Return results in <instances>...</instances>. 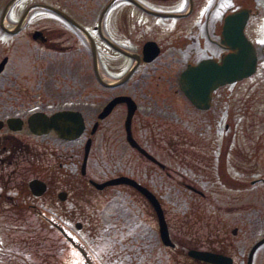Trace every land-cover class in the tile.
<instances>
[{"label":"flooded vegetation","instance_id":"obj_1","mask_svg":"<svg viewBox=\"0 0 264 264\" xmlns=\"http://www.w3.org/2000/svg\"><path fill=\"white\" fill-rule=\"evenodd\" d=\"M238 49L254 53L255 70L215 88L207 108L195 105L181 87L182 71L205 58L221 62L223 56ZM107 59L124 65L118 75L106 73ZM134 64L127 78L110 85L99 79L95 69L97 66L101 77L116 80ZM253 80L259 81L264 90V0H0V264H21L22 226L32 232L25 242L22 253L27 255L23 262L39 264L26 258L32 253L40 254L42 237L37 225L60 232L44 215L72 229L75 189L112 193L110 199L117 204L114 220L106 213L92 225L100 226V233L115 241L117 234H127L120 242H129V264H167V249L177 254L174 264H222L195 256L193 249L222 252L232 257L231 264H241L227 250L228 241L209 236L205 244H200L198 237L186 235L188 225L184 218L179 222L177 236L172 235L166 216V195L170 198L172 193H183L179 203L173 205L184 210L186 205L195 203L186 202L184 195H191L194 201L206 199L214 189L224 190L232 179L239 178L233 175L238 166L232 164L231 154H186L187 142L199 139L186 138L185 130L188 127L195 131L196 124L210 127L214 116L202 118L201 113L216 105L220 87ZM160 83H168L163 88L173 87L168 93L173 96L167 100L159 96L160 90L154 88ZM114 89L118 91L106 99L107 90ZM116 94H128L135 100L131 134L155 159L128 141L125 101L117 102L103 116L98 115ZM142 105L145 112L154 111L164 121H139ZM186 106L188 111L200 115L193 126L183 119ZM65 109H76L82 114L84 127L76 137L62 135L45 122L52 113ZM87 141L90 146L83 172ZM123 144L130 151L125 165L118 161ZM96 155L114 159L115 169L130 164L128 173L115 175L127 174L156 194L171 244L162 240L154 205L138 186L119 182L115 184L121 186L97 187L91 181L94 177L87 169L91 157ZM101 166L104 168L105 164ZM32 179L43 183L41 193L33 191ZM171 179L176 185H170ZM253 179L256 180L251 182H256L260 177ZM238 185L245 189L247 182ZM122 193H129L130 202ZM206 201L213 208L212 202ZM137 202L151 211L155 225L144 224L133 206ZM24 211L37 217V225L23 219ZM118 222L121 226H117ZM10 225H17L12 230L17 231L16 236L10 233L11 228H4ZM116 227L118 232L112 234ZM233 229L237 231V226L232 228L235 233ZM88 231L89 234L84 232L90 235L93 229ZM59 234L73 250L72 243ZM15 238L17 246L12 244ZM214 241L222 245L217 247ZM248 253L243 256L244 264ZM74 257L67 258L64 264L74 263ZM42 261L50 263L51 259Z\"/></svg>","mask_w":264,"mask_h":264},{"label":"rangeland","instance_id":"obj_2","mask_svg":"<svg viewBox=\"0 0 264 264\" xmlns=\"http://www.w3.org/2000/svg\"><path fill=\"white\" fill-rule=\"evenodd\" d=\"M123 67L124 65H119L112 59H107L106 73L112 76L118 75ZM166 84L168 83H160L159 86L154 89L160 90L157 94L167 100L173 96L174 93L168 94L173 91V87L163 88L164 86L166 87ZM117 91L118 89L112 91L107 90L105 98H109ZM141 92L142 91H139V96L142 95ZM263 92L264 90L260 82L255 80L239 81L234 82L232 86H222L216 92L217 95L219 94L216 105H213L207 113H201L202 118L204 116H214V118L211 119L212 122L209 123L210 127L208 128V126L204 124H196L195 129H197L195 131L188 127L185 130L186 138L190 140L199 139V141L187 142L185 146L186 154H231L234 156L232 157V164L234 167L238 166V171L235 168L233 175L239 178L232 179V183L229 182L228 187L224 190L214 189V192L209 196L207 195L208 197L206 199L197 198L194 201L191 199V195H184L186 202H195L192 205H186V209L184 210L177 207V204L173 205V203H179L180 196L182 197L183 193H172V195L170 194V198L166 195V216L172 235L175 237L177 236L179 226H181L179 222L184 218L187 220L185 224L188 225V227H183H186L184 230L186 235L191 238L198 237L197 242L200 244H205L204 240L208 239L209 236L212 238L217 237L218 239L222 238L228 241L227 243L229 245L227 246V250L236 255L239 261L242 262L241 264H244L245 257L243 256L248 253L250 246L257 238L264 235ZM226 103H228L229 106L223 107ZM97 106H101L100 101ZM187 106L195 113H199L194 107L188 104ZM187 106L183 113V119H185L186 123H190L191 126H193V121L200 115L188 111ZM221 108L224 110L221 111ZM138 120L146 122L164 121V119L158 117L154 111L145 112L144 105L140 107ZM201 128H204V130H201ZM219 130L223 135L219 133ZM216 141L218 143L217 148L214 147ZM191 142H193V144H190ZM129 153V147L123 144L122 156L118 160L122 165L126 164L125 162H127L126 159ZM98 156L99 155L91 157L89 161L87 171L92 177L103 180L118 173L129 172L130 164L126 165L124 169H115L114 159L111 157L105 159ZM171 160L172 158H170V161ZM100 163L105 164L104 168ZM243 167H245L246 171H243ZM255 177H260V180L251 182ZM74 182H78L76 175ZM169 182L170 185H176L172 182V179ZM242 182H247V187L245 189L239 188L238 184H242ZM112 186L121 185L113 184ZM87 188L89 189V187ZM80 192L75 189L73 193L74 209L72 210L71 219L72 229L70 227H68V229L74 233L78 230V235L84 239L86 245L90 248L99 264H129V254L126 252L130 247L129 242H120L127 234L123 236L117 234L115 241L114 238L109 237L106 233L101 234L100 232L102 231L100 226L92 225V222L99 221V217H105L106 213L114 220L113 213L117 208V204L116 201H111L110 199L112 193H107L105 191L94 192L91 189L88 191L85 190L84 192L80 190ZM122 195L130 202L129 193H122ZM207 199L210 200V203L212 202L211 205H213V208L207 205ZM122 204L124 205L125 203L122 201ZM133 206L137 208L141 220L145 225L152 226V224H156V218L154 219L148 208L143 206L140 202H137L136 205L133 204ZM23 219L30 221L34 225H37L38 222L37 217H34L29 211H24ZM24 220L23 222L27 223ZM76 220L82 221L81 227L78 228L75 226ZM104 221L106 220L104 219ZM130 221L129 227L132 225ZM120 224L121 223L118 222L117 226H121ZM235 226H237V231L232 233V228ZM37 227L40 228L39 233L42 237L41 245L39 246L40 254H30L26 257L29 261H34L39 264H64L67 258L74 257L75 254H77V257H74V263L78 264L80 252H77L76 248L72 250V247L61 239L59 231L51 227H44L43 225L41 227L37 225ZM4 228H11L9 231L12 236L17 235V231H12L15 230V228L17 229V225L4 226ZM89 228L93 229L90 235H88ZM117 228L118 227H116V232H112V234L118 232ZM8 229H6V231H8ZM84 231L88 232V234H85ZM30 234H32L31 231H26L24 226L21 227V264H28L23 262L27 254H23L22 252L25 251V242H27V236ZM9 244L11 243L9 242ZM12 244L17 246L18 242L16 238ZM214 245L220 247L222 244H218V242L215 243L214 241ZM53 250H55L56 253H54ZM167 250L168 254L165 253L166 257H168L167 264H174L173 262L177 254L173 253L170 249ZM50 252L54 253V255H51ZM42 258L51 259V262L45 263L42 261ZM255 264H264V242L259 245L255 251Z\"/></svg>","mask_w":264,"mask_h":264},{"label":"water","instance_id":"obj_3","mask_svg":"<svg viewBox=\"0 0 264 264\" xmlns=\"http://www.w3.org/2000/svg\"><path fill=\"white\" fill-rule=\"evenodd\" d=\"M92 47H93L94 56L96 58V50L93 44ZM253 54L254 53H252L251 50L247 49V51H245L242 49H238V51L236 52H230L227 53L225 56H223L221 62H215L212 61L211 58H205L196 64H189L181 73V78H180L181 87L195 105L202 108H207L211 103L212 92L215 88L227 82H232L234 80L240 79L243 76H246L255 70V59ZM95 64L97 65L96 61ZM135 65L136 64L131 66L130 69L121 78L116 80H109L107 78L105 79L101 77L98 73L97 66H95V69L99 79L102 80L107 85H110V84L119 83L123 81L125 78H127V76L134 69ZM119 101H125L128 106L127 115L125 119L128 141L131 144L138 146L145 154L155 159L154 156H152L149 152H147V150H145L142 146L139 145L138 141L131 134L130 121H131V116L136 108V102L130 95L128 94L114 95L108 100V102L102 108V110L99 112L98 115L103 116L104 114L108 113L109 110ZM45 122H49V124H51L52 126L54 125L55 128L62 135H67L71 137L78 136L82 132L84 127L82 114L79 110L76 109H70V110L65 109V110L56 111L52 113L50 115V118L46 119ZM89 146L90 143L89 141H87L85 144V157L83 158L84 160L81 167V170L83 172H85V165H86L87 154L89 151ZM255 180L256 179H252V181ZM91 181L97 187H103L107 184H115L119 182H127L138 186L140 190H142V192L148 197V199L154 205V208L158 216L160 235L162 240L167 244L172 243L171 238L169 236L167 221L164 216L160 201L157 198L156 194L153 193L149 188L141 185L134 178L130 177L127 174L114 175L103 180H96L94 178H91ZM30 184L33 191H35L36 193H41L44 190L43 183H40L38 179H32ZM43 217L46 220H49V222L53 223L65 236V238L72 243L73 247L79 250L80 259L78 261V264H99L96 258L94 257V255L92 254L91 250L76 233L71 232L65 225H63L61 222L53 220L52 217H46L44 215ZM75 223L77 227H80L81 225L80 220L76 221ZM233 231H236V229H233ZM263 242H264V235L258 238L251 245L248 253L247 264H252L253 254L257 249V247ZM192 253L200 258L220 262L222 264H231L232 262V257L222 252L193 249ZM67 264H73V263L70 262Z\"/></svg>","mask_w":264,"mask_h":264}]
</instances>
